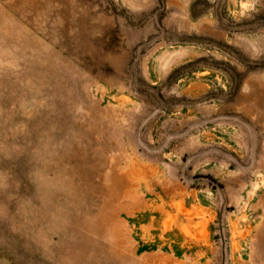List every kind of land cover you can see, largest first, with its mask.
Instances as JSON below:
<instances>
[{"label": "rangeland", "instance_id": "1", "mask_svg": "<svg viewBox=\"0 0 264 264\" xmlns=\"http://www.w3.org/2000/svg\"><path fill=\"white\" fill-rule=\"evenodd\" d=\"M0 264H264V0H0Z\"/></svg>", "mask_w": 264, "mask_h": 264}]
</instances>
